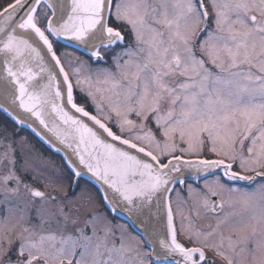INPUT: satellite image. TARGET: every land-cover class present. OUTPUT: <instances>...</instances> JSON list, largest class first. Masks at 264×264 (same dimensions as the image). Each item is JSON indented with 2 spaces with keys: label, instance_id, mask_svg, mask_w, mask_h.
I'll use <instances>...</instances> for the list:
<instances>
[{
  "label": "snow or ice",
  "instance_id": "snow-or-ice-1",
  "mask_svg": "<svg viewBox=\"0 0 264 264\" xmlns=\"http://www.w3.org/2000/svg\"><path fill=\"white\" fill-rule=\"evenodd\" d=\"M44 3L46 26L41 0L0 8V110L57 151L62 145L72 192L90 174L103 203L92 206L87 189L58 198L55 188L27 183L14 142L0 137V204L24 197L0 217V264H216L208 252L225 264H264V0ZM50 35L83 45L97 66L78 61L70 76ZM73 77L95 114L75 101ZM17 103L51 136L8 106ZM185 170L203 180L188 185L196 216L216 219L204 231L177 209L192 247L178 239L172 209L173 192L186 202L174 187ZM153 203L167 213L159 250L146 223ZM53 222L76 234L37 232Z\"/></svg>",
  "mask_w": 264,
  "mask_h": 264
},
{
  "label": "flooded vegetation",
  "instance_id": "flooded-vegetation-1",
  "mask_svg": "<svg viewBox=\"0 0 264 264\" xmlns=\"http://www.w3.org/2000/svg\"><path fill=\"white\" fill-rule=\"evenodd\" d=\"M118 27L126 28V26H124V25H118ZM128 43H131L130 38L128 40ZM54 48L56 49L57 55L60 56L62 63L65 67V70L69 72L70 76H72L73 69L75 67L79 66L78 61H84L85 63L89 64L93 68H95L97 66V65H95L94 62H92L90 60V57H88L84 54H81V53H79V52H77L71 48L58 46V44H54ZM107 59H108V63L106 66L111 68L112 71H115V67L111 63V55H109ZM72 83L74 85V99H75V101L80 105L86 106L87 110L90 111V113L95 114V108L92 106V104L88 100L87 96L84 93H82L78 87H75V78L74 77L72 78ZM101 87H103V85H101ZM133 119H135V117H133ZM114 130L118 131V129H114ZM0 137L5 138L7 141H9L8 138H11V141L16 142V143H17V140H13V139L25 137L29 140L31 147L36 149L40 154L42 153V155L44 157L54 159L55 161L60 162L62 164L61 160L57 156L48 152V150H46V148H44V146L40 142H38L32 135H30L29 132H27L24 129L17 128L2 113H0ZM14 147H15V145H14ZM2 151H4V149L2 147H0V152H2ZM15 155H16V159H17V165H16L17 173L19 175L23 176L27 183H29L31 185H35L37 183V181L34 180L32 175L30 173H28L26 175L24 172V163L22 162L21 157L19 156V151L17 148H16ZM204 155L208 158H215V157L211 156V154L208 153L207 150H205ZM186 158L195 159V157H186ZM62 166L64 167L63 164H62ZM236 170H239L238 165H237ZM5 171H7V162L6 161H5L3 166H0V172H5ZM209 179H211V177H209ZM188 185H192L194 188L200 189L203 185V180H200L198 183L186 182L183 185V187H180V186L175 187L178 191H182V195L185 197L186 202L182 201V200H178L175 192H173L171 194V196H172V209H173V213H174V217H175L174 224H175V227H176V230L178 233V239L180 240V242L184 243L186 246L192 247L194 245H192L191 243L188 242L186 235L181 234V218L179 215H177V209L178 208L182 209L184 212V215L189 216L190 219L194 222V224H199L200 228H198V229H202L204 231L209 230V226L214 227L216 224V219H215V217H213L211 215H204L202 210H201V215L199 217L196 216L195 211H194V209H195L194 202L190 199H187V197H188ZM34 187H36V186H34ZM252 187H255V185H252ZM0 200H3L2 193H0ZM2 206H3V204H0V213H1L0 216L1 217L3 216ZM113 221H115L118 225H125L124 223H122L119 220L113 219ZM183 223L185 226H187L188 221L185 220ZM125 227H126V229H128L127 226H125ZM118 234L119 233H117V235ZM225 234L227 235V233H225ZM133 236L137 237L136 235H133ZM117 242L119 243V240H117ZM141 246H143V245H141ZM208 256H209L210 261L215 260L216 264H225V262L223 260H221L219 257H216L214 255V253H212V252H208Z\"/></svg>",
  "mask_w": 264,
  "mask_h": 264
},
{
  "label": "rangeland",
  "instance_id": "rangeland-1",
  "mask_svg": "<svg viewBox=\"0 0 264 264\" xmlns=\"http://www.w3.org/2000/svg\"><path fill=\"white\" fill-rule=\"evenodd\" d=\"M40 15H41V22H43L44 20L42 18L43 15L41 13ZM8 140L11 141V138H8ZM13 140H17V143L14 142V145L19 151V156L21 157V160L24 163V167H25V161H27L28 165L30 166L28 173H30L34 178V180L37 181V183L33 186L39 187L40 190L46 192H53V189L55 188L56 189L55 195H57L58 198L63 197L65 192H67L70 196H73L75 194L80 193L82 190L87 189L88 193L91 195L93 200L92 206L94 207L102 206L101 200L96 190L83 180L80 181L79 187L76 188V193L74 194L72 192V183H73L72 177L70 176V173L64 169V167L60 162H57L54 159L44 157L42 153L40 154L36 149L31 147L29 140L25 137L15 138ZM45 185H48V187H45ZM23 199L24 197H21L20 199L12 198L9 205L3 204L2 206L3 215H5L7 208L11 207L12 205H19L20 207H23V203H22ZM83 219L84 216L82 214L80 226H83ZM113 224L118 225L114 221ZM195 227L200 228L199 224H195ZM41 231L44 233L55 231L57 235L60 234L68 235L69 233H71L72 235L76 234L75 229L73 227L70 226L66 230L61 229L55 224V222L51 223L50 225H45L43 229L37 228V232H41ZM125 234L127 236L135 237L130 233L128 229H126V227H125ZM111 242L112 239L109 238V244H111ZM117 244L119 243L117 242Z\"/></svg>",
  "mask_w": 264,
  "mask_h": 264
},
{
  "label": "water",
  "instance_id": "water-1",
  "mask_svg": "<svg viewBox=\"0 0 264 264\" xmlns=\"http://www.w3.org/2000/svg\"><path fill=\"white\" fill-rule=\"evenodd\" d=\"M51 2L55 3L56 0H51ZM39 8H40V13L43 15L44 10L46 9V4L44 3V0H41V5L39 6ZM47 11H48V15L51 16V10L48 9ZM46 23H47V21H45L44 26H46ZM49 38L54 43H58L61 46H64V47H67V48H71V49H73V50H75V51H77V52H79L81 54H84V55L90 57L88 50L83 45L78 44L75 41L67 40V39H64L63 37L57 38V37H53L51 35L49 36ZM47 59L50 61V57H47ZM0 60H2V57H0ZM51 63L54 64V62H51ZM0 67H2V64H0ZM56 72L58 74L59 73V69H56ZM58 79L62 83L63 76H58ZM64 87H65V102H66V86H64ZM0 103H4V101L2 100V98H0ZM8 106L11 109H13L16 113H18L21 117L27 119L30 123H32L33 126L36 127L45 137H50L51 136V134L48 133L47 130L44 129L43 126H41L39 124V122L35 120L34 117H30L29 114L24 113L21 109H19L18 103H17L16 106H12L10 104ZM69 108H70V106H69ZM0 113H2L8 120H10L17 128L24 129V130L28 131L46 149H48L53 154L59 156L61 158L63 164L67 168V170L73 176L72 172L70 171V169L66 165L65 150H63V146L62 145L59 146L61 150L60 151H57L56 150L57 149V145L50 144V143L47 142V140L41 139V137L40 136H37L32 131V129L27 126V124H25V125L16 124L2 110H0ZM109 140H110V138H109ZM115 143H118V142H115ZM68 155H71V153L69 152ZM73 159H75V157H73ZM77 164H78V160H77ZM84 171L86 173V170H84ZM182 175H183V178H185V183L186 182L198 183V182H196V181L193 180L192 173L190 171L185 170ZM81 180H83V181L89 183L91 186H93L96 189V191L98 192V194H99V196H100V198L102 200L103 193L101 191H98L99 185L96 184L95 181L90 177V174H87L86 173L85 176ZM74 181H75V177L73 176V182ZM176 186L183 187L180 184H176L174 187H176ZM102 203H103V200H102ZM151 211H152L153 215H151V218L150 219H147L146 220V218L148 217L149 213L147 211H145V215L143 217H141V220H146L147 228H148L149 233H153V232L155 233V236L157 238V250H159L158 239L159 238H167V213H166V210H161L159 213H157L155 203H153ZM117 219L125 223V221L123 219H121V218H117ZM129 228L132 230L133 233H135L138 236L135 228H133L131 226H129Z\"/></svg>",
  "mask_w": 264,
  "mask_h": 264
},
{
  "label": "trees",
  "instance_id": "trees-1",
  "mask_svg": "<svg viewBox=\"0 0 264 264\" xmlns=\"http://www.w3.org/2000/svg\"><path fill=\"white\" fill-rule=\"evenodd\" d=\"M12 2V0H0V8H2L3 6H5L7 3Z\"/></svg>",
  "mask_w": 264,
  "mask_h": 264
}]
</instances>
